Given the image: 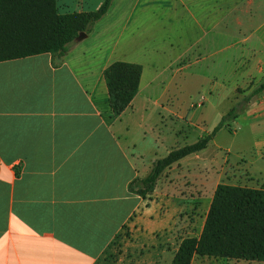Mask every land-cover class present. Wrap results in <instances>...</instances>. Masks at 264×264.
<instances>
[{"label": "crops", "instance_id": "1", "mask_svg": "<svg viewBox=\"0 0 264 264\" xmlns=\"http://www.w3.org/2000/svg\"><path fill=\"white\" fill-rule=\"evenodd\" d=\"M102 1L57 0V9L60 14L90 12ZM200 3L214 9L213 0ZM242 5L254 15L231 14L216 27L206 20L210 29L203 43L195 39L197 34L169 30L165 0H112L86 34L85 39L92 36L93 41L99 39L97 43L84 47V39L76 41L60 60L42 54L0 62V264H171L183 239L199 237L215 189L201 215L199 210L185 213L193 195L202 189L205 194V181L198 183L182 172L179 161L161 175L146 199L130 193L128 184L145 177L161 158L156 153L145 157L131 123L139 117L140 131H152L156 125H149L144 112L155 106L160 128L154 151L167 139H175L165 150L167 155L189 129L204 124L205 113L214 120L213 129L238 101L237 88L251 83L253 88L264 81V0H244ZM102 36H114V43ZM126 36H146L150 43L157 42L156 36H174L171 46L175 45L178 59L173 81L185 83L186 75L188 83L207 81L199 109L206 107L197 114L198 108L191 109L196 103L166 98L164 92L153 99L159 79L152 65L156 58H146L145 49L127 51L120 43ZM114 62L142 69L137 94L117 118L111 117L103 78ZM203 65L209 76L198 75ZM230 129L232 135L243 131L253 143L246 157L240 154L230 162L237 173L251 178L250 184L239 187L264 190V92ZM225 132L221 130L210 143ZM222 159L212 158L208 172L229 158ZM238 160L242 164H236ZM175 168L193 182L188 198L180 186L187 184L185 179L168 176ZM190 264L262 263L194 256Z\"/></svg>", "mask_w": 264, "mask_h": 264}, {"label": "trees", "instance_id": "2", "mask_svg": "<svg viewBox=\"0 0 264 264\" xmlns=\"http://www.w3.org/2000/svg\"><path fill=\"white\" fill-rule=\"evenodd\" d=\"M111 3L103 0L94 11L60 14L57 0H0V62L42 54L60 60L80 34L91 33ZM141 70L140 65L125 62H114L104 70L112 118L119 117L137 94ZM263 92L264 81L222 116L210 133L156 159L145 177L128 184V191L146 199L166 170L206 149L221 130L231 133L230 125ZM194 256L264 264V190L217 185L201 234L183 239L171 264H190Z\"/></svg>", "mask_w": 264, "mask_h": 264}, {"label": "rangeland", "instance_id": "3", "mask_svg": "<svg viewBox=\"0 0 264 264\" xmlns=\"http://www.w3.org/2000/svg\"><path fill=\"white\" fill-rule=\"evenodd\" d=\"M198 1V3H195V0H182V3H175L173 2V0H165L167 4L165 10L166 22L167 24H170V26L168 27L171 32L178 31L179 34L184 32H191L192 34H197V36H195V39L199 38L200 41L206 43L208 41L206 31H209L210 29V27L206 25V20L214 22V27H216V24H221V20L223 18H227V16L231 14V16L235 18H247L250 15H254L253 10L249 11L248 9L243 8L242 4L244 0H213L214 9L204 8V5L201 6L200 0ZM228 5L229 8L227 7ZM170 6H174V8H170ZM224 6L226 7L224 8ZM262 14L264 18V9H262ZM193 16L200 22V25H197L195 23ZM145 20L146 18H144V22ZM102 37L103 40L108 42L110 45L114 43V36ZM156 39L157 42L156 40H154V43H150L149 39L146 36H126L125 40L121 41L120 43L121 45L125 43L126 50L132 52L133 54L140 53L143 49H145L144 52H147V54H145L146 58H149L150 56L152 58H156V60L152 61V65L156 70V73L154 75L159 79L152 89L151 96L153 99L160 96V94L164 92V96L166 98L176 97L179 101H182L184 103H196L191 105V109L198 108L196 110V113L199 114L206 107L204 105V107L199 109L201 106L202 98L203 96H205V93L207 91V81H203L201 83H188V75L185 76V83H180L176 80L173 81L174 78H172V74L176 68L174 62L178 59L177 55L175 54V45L171 46V44L174 43L173 39L175 38L174 36H156ZM97 41H99V39L96 38V40L93 41L92 36H90L87 39L83 40L81 46L88 47L91 46L93 42L97 43ZM204 68V65L201 66V71L198 72V75L204 74L209 76V73L207 74V71ZM208 70H210V67L208 68ZM170 80L173 82L168 85L167 81ZM251 84L250 86H246L245 88L236 89L238 101L235 103V105L246 99L259 83L256 84L253 88H251ZM259 97L251 99L250 102L258 99ZM250 102L248 103L247 107L249 106ZM144 113L149 117V119H146L149 125H156V128H154L152 131L146 130L147 132H141L138 126V123H140V118L138 117V119L136 118L131 123V131L134 135V139L139 144L140 149L142 148L141 150L147 159H150L154 155V153H156L158 157L163 158L166 156L165 150L169 149V147L174 144L173 141L175 139H167V141H165L164 145L160 147V149L154 151V142L157 140V136H159L157 129L158 127L160 128V124L158 123V112L155 111V106H152V108L151 106H149L147 108V111H145ZM141 114H143V112L140 113V116ZM204 117V124L189 129L185 137L181 138L180 140H176L180 143L177 144L178 148L194 143L199 137L206 134L205 131H210L212 129L214 120L209 118L208 113H205ZM164 135L165 134H161L162 137H164ZM252 144L253 143L251 142V140L246 137L243 131H238L237 135H232L229 132H225L216 139V143H209L205 150L195 155L184 158L180 161V163L182 164V172L187 171V174H191L192 177L195 178L194 180H196L198 183H202L205 181V185L203 187L205 190V194L203 193V189L199 190V192L196 191L198 193L197 195H193L194 199L190 202L189 206H187L188 209L185 211V213L195 214L197 213V210H199V213L197 214L201 215L200 211L206 202V198H208L211 195V192L216 188V186L222 182L237 186L250 184L248 182L251 178L243 171L237 173L236 169H234V164L230 162L235 161L237 159V155L240 154H243L246 157ZM217 145L221 146L222 148L218 149L216 147ZM227 148L229 150L228 153L226 152ZM225 156H228L229 158L226 162H223L220 165L218 163L214 164V169L210 168L208 172V167L211 163L210 161L212 160V158L217 160V162H222V158H224ZM236 164H242V161L238 160ZM224 168L225 175H223ZM175 172L177 174H174ZM207 173L208 177L205 180V176H207ZM187 174H181L179 173V170L175 168L168 175L172 179H185V183L187 184L184 186H180H182L183 195L186 198L189 197V195L187 194V190L190 187H193V182ZM222 175L225 176L226 179H222ZM191 220L194 219L191 218Z\"/></svg>", "mask_w": 264, "mask_h": 264}, {"label": "water", "instance_id": "4", "mask_svg": "<svg viewBox=\"0 0 264 264\" xmlns=\"http://www.w3.org/2000/svg\"><path fill=\"white\" fill-rule=\"evenodd\" d=\"M86 37H87V35L85 33H82L76 38V41H81V40L85 39Z\"/></svg>", "mask_w": 264, "mask_h": 264}]
</instances>
